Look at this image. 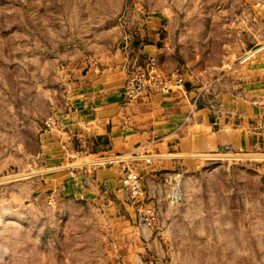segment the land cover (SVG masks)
I'll return each instance as SVG.
<instances>
[{"label": "rangeland", "instance_id": "obj_1", "mask_svg": "<svg viewBox=\"0 0 264 264\" xmlns=\"http://www.w3.org/2000/svg\"><path fill=\"white\" fill-rule=\"evenodd\" d=\"M152 60L184 79V120L126 98L151 150L90 156L106 140L74 112ZM262 63L264 0H0V264H264ZM171 133L203 140L131 196L125 175L143 185Z\"/></svg>", "mask_w": 264, "mask_h": 264}, {"label": "crops", "instance_id": "obj_2", "mask_svg": "<svg viewBox=\"0 0 264 264\" xmlns=\"http://www.w3.org/2000/svg\"><path fill=\"white\" fill-rule=\"evenodd\" d=\"M158 51H163V49L156 47ZM252 62H255L253 60ZM264 64V63H262ZM262 70H264V65H260ZM162 69V68H161ZM163 70V69H162ZM164 71V70H163ZM166 72V71H164ZM171 72V71H170ZM167 73V72H166ZM169 74V73H167ZM174 74V73H171ZM169 74V75H171ZM124 82L122 83L120 89L116 91L115 93L112 94L111 99L109 100L108 103L104 105H99L98 108H92L91 110H77L74 112L76 114L77 121H82L84 120V124L86 126L93 124L94 129L96 131V134L99 135V137L102 138L103 141L106 140V142L103 145H98L99 147H96L99 149L98 153L96 154H91L90 156L95 157L99 156L100 153L105 154V158H117L119 162L121 161L124 162H130L131 160L137 159L136 157L132 156L134 153L139 154L142 158H146V153H148L151 148H150V143H147L145 139H142L144 135L140 130L135 128L134 130H129L126 128V126L123 125V120L121 119L125 111V101H126V96L124 93ZM184 91H172L170 92L167 96L166 94H151L148 99V102L150 104L141 105L143 107H152L154 111L161 112V109H163L162 114L163 116L159 117V119H163V124L166 123L168 124V128L173 129L180 122H182L184 119H182L181 115H178V113L182 112H176L178 109H173L174 103L177 104V107L182 110L181 105L179 104L180 102H183L184 105L189 104L192 106V102L190 99L191 98V93L187 91L185 88L183 89ZM179 94V95H178ZM165 95V96H164ZM181 99L179 102L178 97ZM143 98V97H142ZM142 98L140 100H142ZM177 98V100H175ZM164 102L167 103V105H164ZM164 105L163 108L161 105ZM188 108V106L186 107ZM170 112L172 111L173 113L171 114L170 117L165 116V112ZM199 122L197 126H202L203 123L204 125L208 124V121L203 118V116H200ZM83 126L85 127V125ZM158 123V127H163L164 125ZM96 137V136H95ZM172 137H174V134L171 133L168 135L169 139L171 140ZM210 139H222L221 134L217 133H211L209 134ZM203 136L198 135L196 139L193 141L191 140L190 142L187 140L185 141L182 139V137H178L177 140L173 139L169 143H164L163 145L167 144L168 149L170 152L173 153V155L170 156H159V155H154L151 157L152 164L150 166L144 167L140 171L143 173L142 179H143V190L144 194H150L154 188H152L153 184L151 182V179L153 178H159L158 177V172L161 171L160 169H164L168 167L169 165H172L171 163L176 162L172 160L173 157H178L182 156V154L187 153V152H194L193 148L197 149L200 148L199 144L202 142ZM141 143V144H140ZM204 143V142H203ZM140 144V145H139ZM93 145V142L90 144ZM162 146V145H161ZM199 152V151H196ZM159 158H164V159H159ZM147 160V159H146ZM154 183V182H153ZM151 189V190H150ZM158 194L162 192V190H157Z\"/></svg>", "mask_w": 264, "mask_h": 264}, {"label": "built area", "instance_id": "obj_3", "mask_svg": "<svg viewBox=\"0 0 264 264\" xmlns=\"http://www.w3.org/2000/svg\"><path fill=\"white\" fill-rule=\"evenodd\" d=\"M263 50V47L248 54L242 60L255 57ZM184 79L181 76L168 75L162 72L154 60L150 61L144 68H138L133 72L124 84V93L129 101H135L146 94H169L173 88L184 89ZM50 126L51 124L48 123ZM150 160V159H148ZM150 164V162L147 161ZM123 188L133 197L139 198L144 194L143 185L139 174L128 172L123 179ZM175 198V197H174Z\"/></svg>", "mask_w": 264, "mask_h": 264}, {"label": "bare ground", "instance_id": "obj_4", "mask_svg": "<svg viewBox=\"0 0 264 264\" xmlns=\"http://www.w3.org/2000/svg\"><path fill=\"white\" fill-rule=\"evenodd\" d=\"M118 161H119V160H118ZM147 161L150 162V163L152 162L151 159H150V160L147 159L146 162H147Z\"/></svg>", "mask_w": 264, "mask_h": 264}]
</instances>
